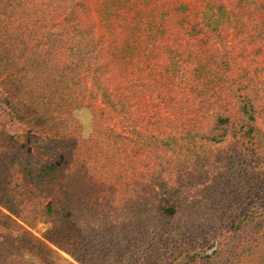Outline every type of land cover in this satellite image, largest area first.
Listing matches in <instances>:
<instances>
[{
    "label": "trees",
    "instance_id": "obj_1",
    "mask_svg": "<svg viewBox=\"0 0 264 264\" xmlns=\"http://www.w3.org/2000/svg\"><path fill=\"white\" fill-rule=\"evenodd\" d=\"M234 43L242 58L247 51L264 53V0H0L3 101L19 122L43 130L74 122L79 110L95 128L99 102L133 135L135 149L144 150L151 140L131 107L146 72L155 89L162 83L167 91L166 115L155 123L164 135L154 141L164 154L162 188L169 204L133 201L138 227L129 239L148 238L145 253L159 255L160 264H264V128L258 124L264 112L258 91L264 88H257L250 66L232 67ZM222 146L236 148L220 159L242 170L243 195L258 192L236 214L218 208L226 201L214 182L203 186L217 190L203 197L212 200L208 206L185 198L184 185L172 175L182 155L197 154V147L210 155L211 147ZM0 155L15 160L21 184L37 177L42 184L45 174L60 169L26 153L20 137L1 123ZM3 188L0 227L21 233L1 244L0 264H19L24 254L31 264H57L56 251L79 264H97L82 214L65 213L54 202L43 206L37 220L47 227L37 237Z\"/></svg>",
    "mask_w": 264,
    "mask_h": 264
},
{
    "label": "rangeland",
    "instance_id": "obj_2",
    "mask_svg": "<svg viewBox=\"0 0 264 264\" xmlns=\"http://www.w3.org/2000/svg\"><path fill=\"white\" fill-rule=\"evenodd\" d=\"M239 49L234 43L232 53L235 59L232 67L236 69L239 65L250 66L249 75L257 88H264V53L247 56V51L242 58V51ZM152 64L151 62L150 65ZM142 77L145 86L142 89H134L131 114L143 119L142 132L151 140L149 147L144 150L135 149V145L130 143L131 140L133 142V135L123 127L124 124L119 118L103 110L99 102L95 103V107L102 114L95 120V128L92 126L90 115L84 110L77 111L74 122L65 123L60 126L62 128L49 127L43 130L39 126L19 122L3 101L5 86L0 80V123L3 128L18 135L20 147L26 153L35 155L42 164H56L60 167L54 176L45 174L42 184L41 177L21 184L17 182L18 178L14 173L15 160L10 159L8 155H0V186L14 197L16 209L32 223L31 226L22 224L37 237H40L47 227L37 220V211L43 206L54 202L65 213L74 211L80 219L82 214L88 233L92 237V257L97 264L161 263L159 255L153 252L145 253L149 245L148 238L144 240L140 236L129 239L138 227L137 223H133L136 219V210L131 206L133 201L143 200L152 206L157 205L159 201L165 205L169 204L162 188L165 183L164 154L159 144L154 141L164 135L165 128H159L155 123L161 122L166 115L163 98L167 91L162 83L158 84L161 86L159 90L155 89V80L146 76V72ZM258 93L261 102L264 101V92ZM61 97V103H64L65 96ZM258 124L264 128V112H260ZM225 147H211L210 155L207 148L197 147V154L187 158L182 155V158L174 163L172 175L175 181L184 185L182 189L186 191H182V195L184 194L185 198L204 200L208 206H211L212 200L209 196L203 197L208 192L216 193V188L219 189L226 202L219 201L218 208L222 209V213L229 215L225 211L230 210L234 214L242 212L241 207L246 208L251 204L258 192L252 189V192L255 191L252 193L254 195H243L245 177L239 172L242 170L224 164L220 159L227 151L229 154H235L236 148ZM215 155L217 158H214ZM213 182L216 188L204 189L205 184ZM217 182L220 184L215 186ZM246 197L249 198L247 202ZM141 208L145 209V206ZM128 232L129 235L125 237ZM20 233L21 230L17 228L4 231L0 227V250L1 244L8 238L13 239ZM133 249H136L135 255L132 254ZM56 252L57 264H79L69 255L61 251ZM17 262L31 264L32 257L24 254L17 257ZM88 262L93 263L92 260Z\"/></svg>",
    "mask_w": 264,
    "mask_h": 264
}]
</instances>
